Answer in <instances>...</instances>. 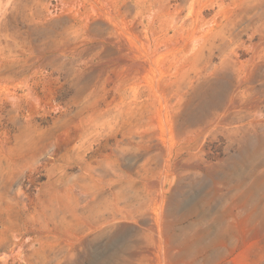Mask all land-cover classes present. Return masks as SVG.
Masks as SVG:
<instances>
[{
	"label": "rangeland",
	"instance_id": "obj_1",
	"mask_svg": "<svg viewBox=\"0 0 264 264\" xmlns=\"http://www.w3.org/2000/svg\"><path fill=\"white\" fill-rule=\"evenodd\" d=\"M124 28L158 55L185 125L175 146L230 186L228 204L208 199L201 162L167 194L179 264H264V0H0V242L21 244L6 258L0 246V264H140L153 246V221L120 187L158 178L160 102ZM225 105V124L196 131ZM108 215L129 226L98 228Z\"/></svg>",
	"mask_w": 264,
	"mask_h": 264
},
{
	"label": "bare ground",
	"instance_id": "obj_2",
	"mask_svg": "<svg viewBox=\"0 0 264 264\" xmlns=\"http://www.w3.org/2000/svg\"><path fill=\"white\" fill-rule=\"evenodd\" d=\"M124 37L127 42V50L130 56L136 60L142 66L141 76L143 81L149 86L154 92L156 97L159 98L160 106L158 109L159 116V132L155 134L154 138L157 141L155 146L161 148L166 156L163 158L162 165L159 167V175L157 180L152 183L148 180H140L141 184H134V175H129L127 181L123 182L120 189L128 191L132 198L138 203L139 209H144L147 217L153 221L155 230V242L153 246L149 244L144 245L143 251L147 254L140 262V264H179L180 260L187 251V244L183 245L179 236L175 233L174 224L176 217L170 212V197L167 196L175 188L177 180L181 178L185 169L192 166V164H200L201 162L206 165L203 159L200 160V153L198 150H187L183 151L182 148H177L174 144L175 140H183L185 137V125L178 122L166 108L164 96L162 94V88L166 79L158 68V55L154 52V49L150 45H145L141 39L133 34L130 30L123 29ZM251 94V92L249 93ZM226 97V94L223 95ZM230 103L233 100L228 98ZM219 106L215 101H212L211 107ZM227 108L228 105L217 109V115L213 113L208 121L205 122L204 127L196 129V131H209L210 126L217 128L225 124L227 120ZM208 123V124H207ZM251 124L257 126L262 124L258 117L255 118ZM242 127H245L244 125ZM159 143L163 144L164 149ZM135 149H138V154H145L148 152V148L137 143L134 145ZM123 151H132V145L122 148ZM176 152V157L179 160L176 161L175 165L171 167L170 155ZM103 173H107L109 167H100ZM204 178L208 181L207 195L208 199L213 200L217 196H222L225 204L229 203L230 186L227 181L223 182L222 187H218L220 181L213 172L212 165H206ZM168 177L171 178L170 184L167 183ZM224 178V177H223ZM135 185V187H134ZM229 206V205H228ZM226 206V207H228ZM115 215H108L103 218V221L98 224V228H102L108 224H113L115 227V233L119 234L125 230L129 224L114 217ZM100 220H98L99 222ZM141 238V237H140ZM200 241V238H198ZM195 238L194 244L198 242ZM0 246L5 250L2 257L6 258L9 254H14L20 251L21 244L20 239L17 235H13V238H3L0 242ZM182 246V247H181ZM76 241H67L64 247L60 250L57 255L60 260L67 262L72 255V252L76 249ZM190 253H193L192 251ZM188 254V252L186 253ZM146 260V261H145Z\"/></svg>",
	"mask_w": 264,
	"mask_h": 264
}]
</instances>
